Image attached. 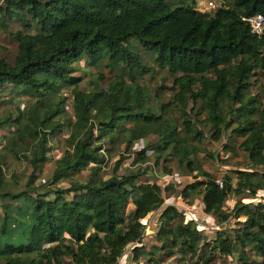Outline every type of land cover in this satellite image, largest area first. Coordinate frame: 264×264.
Instances as JSON below:
<instances>
[{
	"label": "trees",
	"instance_id": "1",
	"mask_svg": "<svg viewBox=\"0 0 264 264\" xmlns=\"http://www.w3.org/2000/svg\"><path fill=\"white\" fill-rule=\"evenodd\" d=\"M257 14L264 17V0H230L212 12L201 11L197 0L0 3V30L18 43L13 61L0 57V96L11 88L29 99L17 117L0 116V138L8 129L9 145H23L32 166L25 188L12 191L0 165V264H123L128 249L138 261L147 251L143 221L154 212L160 244L153 248L165 258L152 251L146 264H264V200L256 201L264 190V102L250 95L257 84L252 77L264 78V31L253 33L243 19ZM10 23L22 29L13 31ZM133 39L174 76L183 121L165 117L167 104L160 113L151 106L137 75L148 69ZM85 58L90 66L108 59L117 68L106 89H80L84 77L75 64ZM68 88L75 120L60 94ZM191 101L203 105L214 141L231 130L247 154V167L224 175L222 185L199 161L205 135L194 107L188 112ZM63 132L67 148L51 180L35 185L50 161V137ZM150 136L157 140L145 143ZM115 148L121 156L106 176V155ZM132 154L141 162L152 154L157 162L176 159L184 174L194 173L177 196L201 193L203 211L229 228L205 240L195 220L167 202L169 187L146 168L118 173ZM84 169L87 179H76ZM231 196L238 199L227 210Z\"/></svg>",
	"mask_w": 264,
	"mask_h": 264
},
{
	"label": "rangeland",
	"instance_id": "2",
	"mask_svg": "<svg viewBox=\"0 0 264 264\" xmlns=\"http://www.w3.org/2000/svg\"><path fill=\"white\" fill-rule=\"evenodd\" d=\"M4 0H0L2 3ZM198 8L203 12H212L215 8L222 5H227L230 0H197ZM211 2L214 4L211 5ZM10 29L17 31L22 29L16 23H10ZM133 49L141 54L142 63L147 67V71L137 75L139 77L140 85L146 90V93L150 97V104L153 106L157 113L161 112V108L164 104L166 109L165 117L170 120L183 121V116L180 110L177 108V102L174 99V94L178 92V87L174 84V76L169 74L167 70H161L154 61V57L147 53L139 44L136 39L131 42ZM18 51V43L16 38L9 32L0 30V57L5 58L9 61H13ZM76 67L79 68L77 75L84 77L80 83V89L91 91L98 87L106 89L111 80L117 74V68L109 65V60H103L98 66L88 65L87 59H83L77 62ZM252 82L256 81L257 84L253 83V88L250 90L251 96H256L264 102V78L261 75L252 77ZM61 96H66V103L68 104L67 116L73 120V89L68 88L60 92ZM28 97L15 95L14 91L9 88L0 96V116L12 115L14 118L18 116L17 107L21 106L23 109L28 106ZM32 105V103H30ZM29 105V106H30ZM201 103L195 105L192 101L189 104L188 112L194 107L195 124L204 132L205 139L198 143L199 161L201 165L210 173L215 175L219 180L226 174L234 176V171L238 169L246 168L249 161L247 154L240 149L239 142L241 139L230 138V131L228 130L225 135L219 141H214L211 137L213 130L211 124L207 121L208 114L202 107ZM184 131V127L181 126ZM3 134L0 138V165L2 166L5 174V180L8 181V187L12 191H20L25 188V184L28 181V177L32 172V166L24 158L25 148L23 145L15 146L10 144V132L8 129L2 130ZM184 133V132H183ZM69 137V133L63 132L61 134L50 137L49 144L51 145L50 161L45 165L41 177L36 181L35 185L44 183L45 181L51 180L54 169L56 167L55 161L61 157L66 147V140ZM157 138L150 136L145 140V143L155 142ZM230 144V148H225L224 145ZM23 146V147H21ZM112 148V147H109ZM121 153L119 150L111 149L106 155V163L104 164L103 173L106 176H110L113 173V169L116 165L117 160L120 158ZM5 160L6 164H2ZM137 155L132 154L128 157L119 168L118 173L124 174L136 169L146 168L152 179L158 181L163 187L168 186L169 189L164 192V195L169 204L175 205L179 210L185 212L186 220L193 219L198 224L199 229L203 230V238L210 239L215 230L221 228H229L227 223H220L218 215L212 216L206 214L203 211V199L202 194L192 192L188 199H183L177 196L179 189L185 184L194 181V173L184 174L176 159L171 158L168 162L161 159L157 162L156 154L149 156L147 162L136 161ZM89 175V169H84L82 172L75 175V178L81 181L87 179ZM68 182H62L60 185L67 186ZM256 201L260 199L264 200V190L259 191ZM238 198L231 196L226 203V209L232 210L234 204ZM252 201L251 198L245 197L243 202ZM255 201V200H253ZM1 204V201H0ZM1 211V209H0ZM158 212L151 213L144 219L146 224L145 229V247L147 251H144L143 255L135 261L132 259V250H127L129 253V259L123 261V264H146L147 259L150 257L148 253L153 251V255L161 256L165 258L162 250L153 248L158 243L156 232L159 228ZM233 221V220H232ZM165 260V259H164ZM171 260L167 259L163 261V264H167Z\"/></svg>",
	"mask_w": 264,
	"mask_h": 264
},
{
	"label": "built area",
	"instance_id": "3",
	"mask_svg": "<svg viewBox=\"0 0 264 264\" xmlns=\"http://www.w3.org/2000/svg\"><path fill=\"white\" fill-rule=\"evenodd\" d=\"M214 4L211 2L210 6ZM245 21H247L252 29V32L261 35L264 31V17L261 14H257L254 16L244 17ZM219 183L222 185V182L219 180Z\"/></svg>",
	"mask_w": 264,
	"mask_h": 264
}]
</instances>
